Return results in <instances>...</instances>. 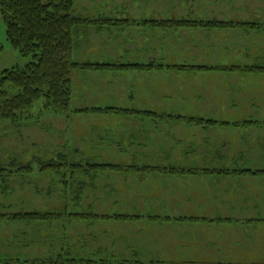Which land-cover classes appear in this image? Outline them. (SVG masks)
Segmentation results:
<instances>
[{"label": "rangeland", "instance_id": "1", "mask_svg": "<svg viewBox=\"0 0 264 264\" xmlns=\"http://www.w3.org/2000/svg\"><path fill=\"white\" fill-rule=\"evenodd\" d=\"M75 4L81 17L93 15L97 19L113 21V18L124 20L133 16L134 24L140 25L138 27L147 28L146 24L153 21L157 24L149 28L155 30L152 32L143 31L146 30L143 27L137 28L136 36L128 31L126 35L132 34L134 40L126 46L122 44L127 40L124 38L123 24L108 25L113 27L110 31L101 28L103 25L97 28L86 26L81 29V38L78 35L81 40L78 43L79 50L73 53L75 61L97 63L94 61L101 60L100 56H107L113 58L111 61H115L117 65H153L157 70L171 64L193 67L197 62L205 63L207 56L211 59L209 63L219 64L221 59L232 63L236 56L250 48L256 51V59L249 58L244 63L263 64L264 0H75ZM164 23L170 24L164 27ZM171 23H181L184 26H171ZM207 23L232 24L235 27L231 29L237 30L228 28L220 33L219 29L217 32V29L212 31L201 26ZM239 24H256L261 31L252 34L253 38L246 42L243 40L244 33L236 27ZM85 30L87 35H84ZM139 31L141 36L138 35ZM109 36L112 38L109 39ZM115 36L119 38L116 39ZM255 43L258 48L253 47ZM111 44H114L113 47ZM121 48L124 54H121ZM86 57L93 61L88 62ZM28 61L31 62L32 59L20 56L9 43L0 5V72L15 66H25ZM215 72L218 71L172 74L166 68L147 73L81 72L82 74H75L73 77L70 115L43 111L45 101L40 100L34 105L29 118L21 120L18 125L1 122L0 159L10 162L11 159L18 158L21 160L20 164H30L33 173L18 172L17 167L14 170L16 174L3 182L0 186V213H47L56 214L57 218L41 223H0V264H264V191H261V187L264 189V174H258L264 172V151L259 149L264 148V117L261 114L256 118L244 117L249 116L251 112L248 110L251 107H245L246 104L241 102L244 104L242 109L245 115L239 116L240 118L199 119L231 124L233 129L216 133L239 137L238 142H229L230 147L232 150L239 145L243 148L231 153H239L241 156V152H244L242 155L249 164L243 163V159L237 155L235 165H230V159H208L203 151L200 153L207 160L205 164L201 157L196 156L192 160L188 158V154L184 155L188 147H192L194 151L202 143L209 147L220 143L202 140L212 133L202 131L207 128H177L180 123L177 118L166 117L157 121L151 120L152 118H133L124 121V118L116 115H75L87 108L151 110L159 113L167 111L170 114H188L191 111L202 113L206 110L196 99V95H201L202 90L207 91L201 95L202 99L208 100L207 96L212 95L211 105L207 109L226 112V109L234 108L233 99H238V96L229 92L234 80L227 74L223 76ZM236 79L241 80L240 76H236ZM261 79V76L251 78L248 84L254 83L255 86ZM190 82L197 89L201 88L198 89L200 91L190 92ZM243 92L245 95L241 96V100L249 98L248 86L247 91ZM251 102L264 110V97L259 102ZM246 122L256 123L258 127L252 128L250 123L239 124ZM236 127L238 129H234ZM169 133L172 139L182 140V143H168ZM185 134L190 135L185 137ZM212 137L210 138L213 140ZM146 138L151 140L147 142ZM184 138L188 139L183 141ZM154 141L156 145H153ZM138 144L144 145L145 150L138 148ZM137 154H144V158H129L130 155L135 157ZM227 154L234 156L229 152ZM113 155L124 159L120 160ZM63 157L72 164L85 167L81 168L82 173L71 174L66 169L59 176L53 177H46L41 173L42 162L64 163L66 160ZM113 162L125 163L124 167L176 169L181 173L106 171L102 175H95L87 167ZM246 171L257 175L240 174ZM235 172L237 174L234 175ZM190 177H206L209 182L191 184L195 179ZM229 177L243 180L245 186L241 185L240 189L243 188L245 193L250 194L248 201L251 203L247 205L251 209L254 207L255 212H206V205H236L238 200H245L243 196L235 198L222 195L223 190L234 194V184H225L214 191L212 188L210 191H200L207 189L210 182L216 185L229 181ZM188 179L193 180L189 183L185 181ZM195 206L197 207L194 208ZM91 214L100 219L94 223L92 218L78 216ZM119 216L141 220L114 219ZM152 218L158 220L153 221ZM227 222L231 225L239 224L241 231L246 233L252 232L253 227L256 229V241L261 245L255 252H250L257 257H249L255 258V261L175 262L164 260L160 254L164 253L160 249L172 248L173 252H177L184 243L188 244L184 239L183 227L188 231V226H193L190 227L192 233L200 231L197 226H209L212 223L220 226ZM247 249L248 247H241V253Z\"/></svg>", "mask_w": 264, "mask_h": 264}, {"label": "trees", "instance_id": "2", "mask_svg": "<svg viewBox=\"0 0 264 264\" xmlns=\"http://www.w3.org/2000/svg\"><path fill=\"white\" fill-rule=\"evenodd\" d=\"M1 13L6 26L7 39L11 46L20 56L32 59L25 66H15L11 69L0 72V124L1 122H10L18 125L21 120L28 119L34 105L40 100L45 101L43 111L51 110L55 114L70 115L72 113L71 103L73 101V74L75 72H139L147 73L152 71H163L162 66L155 69L153 65L140 64H104V63H79L73 60V53L76 46V36L82 28L90 25H100V23L89 18L80 17L77 13L75 0H0ZM103 25H122L120 21H104ZM135 25L124 23V26ZM167 27L170 23H164ZM167 24V25H166ZM184 26L181 23H171ZM125 26V27H126ZM156 22L146 24V27H155ZM202 27L212 30H226L235 27L226 23H207L201 24ZM238 28H254L255 26L239 24ZM166 71L172 73H200V72H225V73H260L264 74V69H242V68H190L182 66H173L166 68ZM82 113L93 114H114V115H136L142 112L121 109V108H87L81 110ZM150 114V113H148ZM151 120H161L155 116H148ZM181 124H194L203 126H215L222 123L214 121L196 120L194 118H177ZM66 157H63L64 160ZM18 158L11 159L9 162H3L0 159V186L6 182L8 177L14 176L18 172L33 173L30 164L21 163ZM47 164L42 162L41 173L46 177L59 176L64 169L71 174L82 173L83 166L72 164L67 160L64 163L51 161ZM56 162V163H54ZM92 169V174L102 175L106 171L112 172H145V173H170L180 174L176 169H157L145 167L138 169L136 167H124L116 165H93L87 166ZM86 167V168H87ZM85 168V167H83ZM185 173V171H182ZM251 173L246 171L240 174ZM87 175V173H85ZM230 174V173H228ZM237 174L236 172L234 175ZM258 174H264L260 172ZM257 175V174H253ZM78 193V190L76 191ZM80 200V198H79ZM62 215V214H60ZM76 216V215H73ZM80 218L100 219L96 215H78ZM56 214L47 213H26L16 214L0 213V223L9 224L10 222L41 223L55 220ZM111 219V218H106ZM120 221H131L138 218L130 216L114 217ZM139 220V219H138ZM151 220L157 221L158 218ZM43 263V262H42Z\"/></svg>", "mask_w": 264, "mask_h": 264}, {"label": "crops", "instance_id": "3", "mask_svg": "<svg viewBox=\"0 0 264 264\" xmlns=\"http://www.w3.org/2000/svg\"><path fill=\"white\" fill-rule=\"evenodd\" d=\"M96 11H98V10H96ZM77 13L81 17V13L78 12V9H77ZM83 18H87V17H83ZM88 18L95 20L96 22L100 23V25H103L101 23L104 21H112L111 19H102V20L97 19V18H94L93 15H92V17H88ZM113 21H120L124 25V23H132L133 22V16H130L129 19H124V20H119V19L113 18ZM100 25H91V26L92 27L94 26V28H97ZM108 25L109 24L103 25L101 28L108 29L109 31L112 30L111 28H113V27L108 26ZM125 26H124V38H127V40H129L130 42L129 41L126 42L127 40H124V42H122V44L124 43V46H126L127 44H130L134 40L132 34L127 36L126 33L128 31H130L134 34V36H136L137 33H135V30H138L139 28L143 27V26L138 27L140 25H133V24L126 26V27ZM251 26H255V27L254 28L247 27L246 29L245 28H238V31L244 33L243 40H246V42L248 39L250 40L253 38V37H251V36H253L252 34L261 31L260 29L257 28L258 25L254 24ZM143 28H145V27H143ZM149 28H151V27H147V28H145L146 30H143V31H146V32L155 31V30L149 29ZM97 30H99V29H97ZM231 30L236 31L237 28H236V30H234V29H231ZM216 31L218 32V30H216ZM82 32H83V30L79 31L77 33L76 46L74 49V53H76L77 49L79 50V48H80V47H78V43L81 40L79 38H81ZM98 32H100V31H98ZM219 32L223 33L225 31L220 30ZM78 35H79V38H78ZM84 35H87L86 30H85ZM138 35L141 36V31L138 32ZM111 36H109V39L112 38ZM147 37H149V36L147 35ZM115 38L118 39L119 37L115 36ZM254 38L256 39L257 37H254ZM114 44L117 45L118 43H114ZM114 44H111V46L113 47ZM249 46L250 45H246V47H249ZM253 47L258 48V46H256V43H255V46H253ZM120 52H121V54L123 53L122 48L120 49ZM254 52H256V51L248 48V50L243 52L242 55L236 56L234 62H232V63L230 61H226L224 59H221L219 64L218 63H215V64L209 63L211 59L209 58V56H207L205 58L206 59L205 63L204 62H197L196 66H193L190 68H210V69H224V68H226V69H228V68L229 69L230 68L250 69V68H253V69H264V59L262 61V63H263L262 65H255L253 63H251V64L244 63V61L249 60V58L250 59H256ZM105 53H107V52H105ZM73 57H74V55H73ZM100 57H101V60L98 59V61H94V62L104 63V64H112L114 62L113 64H116L115 61H111L113 58H109L107 56L106 57L100 56ZM121 57H124V56L122 55ZM76 59H78V57H76ZM85 60H87L88 62L93 61V59H91L90 57H86ZM76 62L84 63L83 60L82 61L77 60ZM168 67H173V64H171L170 66L164 67V68H168ZM79 73H81V72H75L73 74V77L75 74H79ZM82 73H90V72H82ZM92 73H100V72H92ZM101 73L113 74V73H105V72H101ZM121 73L115 72L114 74H121ZM170 73H172V72H170ZM215 73H218L219 75H223V76L225 74H227V75L233 77V80H234L233 88L229 92H232L233 96H235V95L238 96V99H233L234 102L232 101V103L234 104V108L226 109L227 113L224 111H221L220 109H216V110L207 109L211 105L212 95L207 96L208 100L202 99L201 95H203L205 92H207L206 90H202L200 92L201 95L195 94L196 99L198 100L200 105L202 107L204 106V108L206 110V111H203L202 113H200V112L195 113L194 111H191L188 114H186V113H175V112L170 114L167 111H163V113H159L158 111L152 112L151 110L147 111V112L137 110L139 112H142V114H138V116H136V115H116V116H121L122 118H124V121L128 120V119H133V118H140V119L142 118V120L151 119V118H148V116H155L158 118L168 117V118H194V119H196V118L197 119L217 118V117H229V118L237 117V118H240L239 116L245 115L244 114L245 111L243 112V109H242V107L244 105V104H241V102H242V103L246 104V105H244L245 107H251L248 110V112H251V113H249V116H244V117L256 118L260 114L264 117V110H261V109L255 107L253 105V103L251 102L254 100L259 102L260 99L264 97V74H256V73L243 74V73H225V72H215ZM236 76H240L241 80H237ZM257 76L262 77V79L260 80V83H257V85H255V86H254V83L249 85L248 83L250 82V79L257 77ZM241 82H243V83H241ZM73 83H74V78H73ZM246 85L248 86L247 96H249V98L241 100L242 99L241 96L245 95V92H243V91H247ZM198 89H201V88H198ZM198 89L193 82L189 83L188 90H190V92L200 91ZM251 98H254V100ZM213 106H215V105H213ZM231 106H233V105H231ZM216 107H217V105H216ZM186 112H188V111H186ZM148 113H150V114H148ZM75 115H77V116H98L99 115V116H105V117H115L114 114H108L107 115V114H93V113H82V112H76ZM215 122L220 123L217 121H215ZM221 123H222V126L221 125L193 126V125H190L188 123H185V125L179 123L177 125V128H180V127L182 128V126H187L188 128L190 127L191 129H194V130L200 129L201 127L207 128V129H203L202 131H204V132L211 131L212 133L209 134V137L202 138V140L203 141L208 140V141H211V143L215 140V142L220 143L216 146L211 145L212 148L209 147V145L202 143L201 145H197L196 148H194V151H193L192 147H188L186 149L187 153L184 155L188 154V158L194 160L193 158L194 157L196 158V156H197V158H199V157L202 158L203 155L200 152L203 151L204 155H206L208 159H212V158L213 159L215 158L217 160L230 159L231 160L230 165H235L234 160L239 156V153H231V152L234 150L240 151V149L243 148V146L239 145V146L235 147L236 149H233V150L231 149V147H230L231 144L229 142L230 141H232V142L237 141L238 142L239 137L238 136L232 137V135H229L228 133H222V132L220 134H217L216 131H220V130H224V131L228 130L229 131V130L233 129V127H230V125H231L230 123L225 122V121H222ZM249 123L251 124L252 128L258 127V126H256L257 125L256 123H252V122H249ZM249 123L246 122V123H239V124H249ZM239 128H241V127H239ZM234 129H238V128L236 127ZM175 130H176V128H175ZM171 132L172 131H170V133ZM169 134H167V136H169L168 137L169 138L168 143H174V144L176 143L177 144L179 141H180V143H182V140L176 141V139H172L171 134L170 135ZM189 135L185 134V137H189ZM213 135H214V137H212ZM243 136L246 137L247 135H243ZM182 137H183V134H182ZM210 137H212L213 140ZM244 137H240V139H244ZM185 139L187 140L188 138H184L183 141ZM145 140L148 142L151 139L146 138ZM190 140L192 141V139H190ZM150 144H152V143H150ZM153 145H156L155 141L153 142ZM153 145H152V147H153ZM138 148L145 150L144 145L140 146V144H138ZM259 149L261 151H264L263 147L259 148ZM227 152H229L231 155H234V156L230 157L229 154H227ZM242 154H244V152L243 153L241 152V156H239V157L243 159V163L249 164L247 159ZM113 156H115L116 158H118L120 160L124 159L119 155H113ZM142 156H144V154H142V155L137 154V156H135V157L130 155L129 158L130 159H133V158L142 159V158H144ZM185 158H186V156H185ZM202 159H203L202 163L205 164V162L207 160L205 158H202ZM219 163L223 164L221 161ZM103 164L104 165H117L118 164L120 166H124L125 163L121 164V163L113 162L112 164H110V163H103ZM190 178H193L195 180L188 179L185 181L191 183L193 180V182L191 184L199 183V182H200V184H202V183L209 182V180H207L206 177L204 178L205 180L202 179L203 177L201 179L198 177H190ZM228 180L229 181L226 180V181L218 183L216 185H214V184H212V182H210V185L207 189H200V191L201 192H203L205 190L210 191L211 188H212V191H214V190H217L219 188H222L223 185H225V184H234L236 187V189L233 191V192H235L234 193L235 195L227 193L226 190L221 191L222 195H225V196L231 195L232 197L234 196L235 198H239V196H240V198H242V196H243L245 200L243 202H242V199L238 200V203L236 205H232V204H219V205L216 204V206L215 205H206V206H204V209L206 210V212L213 213V214H219V213H224V214L232 213V214H234V213H244V212L245 213H251V211L255 212L254 207H253V209H251V206L247 205V203L248 204L251 203L250 201H248L250 194L245 193L243 191L245 189H243V188L240 189L241 185L245 186V183L243 182V180L233 179L232 177H229ZM249 186H247V187H249ZM262 188L263 187H261V191L263 192L264 189H262ZM196 207L197 206H195L194 208H196ZM197 211H198V209H197ZM97 220H99V219H97ZM97 220H95L94 223H96ZM140 220L141 219H139V221ZM178 225L183 226L182 224H178ZM248 226H251V225H248ZM190 227H193V226H188V231H186L185 227H183L184 228L183 229L184 230V239H185V242L188 243L187 245L184 243L181 246V248L179 247V250L177 252H173L172 248L160 249V251L164 252V253H160V254H162L164 260L175 261V262H181V261L182 262H192V261H195V262H211V263L225 262V261H242V260L243 261H255L256 260L255 258H249V257H257V256H255V254H250V252H255L256 249L258 248V246L261 245V244L260 245L257 244L256 237H255L256 236L255 235L256 229H254V227H253L252 232H250V233H248V232L246 233L244 231H241V226L239 224L238 225H231L228 222L226 224L220 225V226L216 225L215 223H212L209 226H202V227L197 226L196 228L200 229V231L199 232H192V233L190 232ZM174 238H176V237H174ZM190 238H192V240ZM141 241L143 243L144 239H142ZM170 247H171V245H170ZM241 247L242 248L248 247V249L246 251H244L243 253H241L242 252Z\"/></svg>", "mask_w": 264, "mask_h": 264}]
</instances>
